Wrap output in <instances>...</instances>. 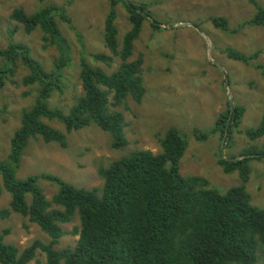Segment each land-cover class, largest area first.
I'll return each mask as SVG.
<instances>
[{
  "label": "trees",
  "instance_id": "1",
  "mask_svg": "<svg viewBox=\"0 0 264 264\" xmlns=\"http://www.w3.org/2000/svg\"><path fill=\"white\" fill-rule=\"evenodd\" d=\"M248 1L256 11L242 26L264 25V6L257 0ZM124 3L133 25L119 52L113 7L105 22L106 44L113 54L120 55L122 63L109 73L83 59L82 94L68 112L52 109L47 102L62 87L59 70L65 58L54 70L45 72L27 45L18 43L0 49L7 68L18 59L29 67L30 73L23 77L25 85H40L35 103L21 113L7 157L0 160V195L3 189L10 194L9 207L3 214L14 212L27 217L50 238L49 242L37 239L21 248L5 240V229L0 232V264H29L38 253L45 255V264H255L260 259L264 264V209L252 202L247 190L249 161L264 160V150H248L247 156H219L223 171H238L242 179V183L225 191L212 187L203 176L181 173L180 161L188 142L176 127L167 129L160 138L162 151L135 149L100 167L101 187H77L49 173L18 177L24 151L32 138L66 146L69 133L95 124L110 135L113 148L128 144L125 115L112 105H126L129 97L141 101L145 94L140 75L142 62L128 60L147 15L144 16L142 4ZM55 12L52 5L31 14L16 8L12 18L22 23L27 32L41 27L45 39L61 46L66 56L69 47ZM212 20L216 26L228 29L226 17L214 16ZM229 55L244 62L248 59L234 51ZM93 57L109 66L113 62V55L96 53ZM7 68H0L3 84L15 72ZM243 112L240 106L222 112L210 128L194 130L197 139L205 140L218 130L228 138L241 122ZM50 120L62 123L64 130L48 123ZM246 134L252 139L264 135V115L260 125L247 129ZM41 178L57 184L51 199L40 186ZM76 216V244L56 248L68 232L64 225Z\"/></svg>",
  "mask_w": 264,
  "mask_h": 264
},
{
  "label": "rangeland",
  "instance_id": "2",
  "mask_svg": "<svg viewBox=\"0 0 264 264\" xmlns=\"http://www.w3.org/2000/svg\"><path fill=\"white\" fill-rule=\"evenodd\" d=\"M125 1L142 4L144 16L147 15L128 60H141L145 94L141 101L129 97L126 105H112L125 115L128 144L113 148L110 135L95 124L69 133L66 146L32 138L24 151L18 177L49 173L77 187H101L100 167L135 149L162 151L160 138L167 129L176 127L188 142L180 161L183 175L203 176L221 191L242 183L239 172L226 173L218 158L221 154L247 156L248 150H264V135L252 139L246 134L247 129L260 125L264 115V25L242 26L256 11L248 0H0V49L18 43L27 45L45 72L54 70L65 58L59 70L62 87L47 102L52 109L68 112L82 94L83 59L109 73L122 63L120 55L113 54L106 44L105 22L113 7L119 52L133 25ZM257 1L264 6V0ZM49 5L56 7V20L69 47L67 57L61 46L45 39L41 27L27 32L22 23L12 18L16 8L31 14ZM214 16L226 17L228 29L216 26ZM231 51L244 54L247 61L230 56ZM96 53L113 55L112 64L96 60ZM5 64L0 56V68H7ZM11 68L14 74L4 84L0 82V160L9 153L10 139L19 127L22 111L35 103L40 89L39 84L23 83L30 69L20 59ZM235 106L243 107L244 112L228 138L218 130L205 140L197 139L195 129L210 128L222 112ZM48 123L64 130L58 121ZM249 165L247 190L252 202L264 209V160L252 158ZM39 183L51 199L57 184L43 178ZM9 202L10 194L3 189L0 232L8 230L7 242L23 248L37 239L50 241L27 217L14 212L5 216L3 210ZM78 226V216L65 224L68 232L55 247L74 246L79 238L75 231ZM29 264H45V255L38 253ZM255 264H262V260Z\"/></svg>",
  "mask_w": 264,
  "mask_h": 264
}]
</instances>
